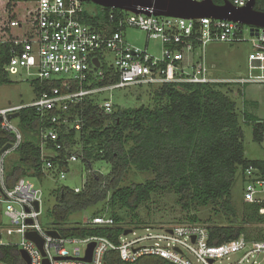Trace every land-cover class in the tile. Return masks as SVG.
Returning <instances> with one entry per match:
<instances>
[{
  "label": "built area",
  "instance_id": "2783aa9c",
  "mask_svg": "<svg viewBox=\"0 0 264 264\" xmlns=\"http://www.w3.org/2000/svg\"><path fill=\"white\" fill-rule=\"evenodd\" d=\"M221 1L216 5L223 4ZM227 1L236 8H242L250 0ZM83 4L79 0H35L33 9L26 12V21L25 18L22 21L11 19L2 29L7 37L0 41V46L8 45L9 59L3 68L7 75L25 71L27 76H34L33 80L40 83L61 81L62 87H53L49 92L41 93L27 106L0 110V128L14 138L12 143H8L10 147L0 154V219L4 217L8 221L5 235L18 239L17 242L5 240L0 231V248L16 247L18 253L25 252L30 264H43V260H47L48 264H106L105 256L111 251L118 252L121 260L127 263L151 255L171 264H264V240H248L241 235L211 246L206 225L200 223L159 228L144 226L141 228L147 232L146 236L127 241L122 234L117 244L99 236L64 237L57 227L41 226L43 193L38 187L25 178L16 180L11 187L7 186L6 159L15 154L22 142L20 130L16 124H12V120L7 119V115L23 108H33L40 119V152L44 168L49 170L52 168L49 160L52 154L43 145L52 142L55 149L60 150L62 145L58 142L57 128L69 126L77 131L81 129L82 119L79 116L71 117L69 111L83 102L85 97H95L115 89L151 88L165 84L264 85L262 28L211 17L180 19L121 10L117 15L109 12L108 24L97 28L84 22L86 11ZM13 29L20 30V33L14 34ZM127 29L142 31L147 39L158 40L161 44L159 55L150 54L146 47L129 44L124 36ZM242 41H249L252 45L247 57L248 76L231 80L210 76L211 67L205 59L206 46L210 43ZM107 54L113 55L111 62L106 60ZM94 59H97L98 67L93 64ZM106 80L111 83L104 84ZM76 84L78 90L73 88ZM98 104L105 113H111L114 106L111 101L105 100L101 103L98 101ZM255 124L260 126V144L264 151V119H257ZM66 161L76 162L78 157L70 154ZM258 161L259 164L248 165L243 170L242 200L243 203L256 205L258 215L264 216V155ZM58 175L60 179L65 177L64 172ZM79 191V188L74 189L76 193ZM81 223L88 227H111L114 221L111 217L96 216L83 219ZM259 226L264 233V222ZM129 228L130 234L135 236L136 228ZM154 229H159L160 233L154 232ZM48 231L56 232L58 237L48 235ZM28 232L42 239V252L25 237ZM142 242L149 243L140 244ZM90 244L94 245L91 257L85 261L83 259ZM235 254L240 257L233 259L231 256ZM251 259L254 260L251 262Z\"/></svg>",
  "mask_w": 264,
  "mask_h": 264
},
{
  "label": "trees",
  "instance_id": "16d2710c",
  "mask_svg": "<svg viewBox=\"0 0 264 264\" xmlns=\"http://www.w3.org/2000/svg\"><path fill=\"white\" fill-rule=\"evenodd\" d=\"M35 0H7L6 9L18 2ZM221 0H213L220 4ZM95 16L84 14V22L97 28L108 24V13L119 14L118 10L100 8ZM254 9L264 12V0H256ZM8 45L0 46V82H7L4 66L8 62ZM35 99L53 87H62L61 81L40 83L31 81ZM111 83L106 80L104 84ZM74 90L79 87L73 86ZM154 107L119 108L113 106L105 113L97 97H85L83 102L70 108L69 115L79 116L82 127L75 130L69 126L57 128L62 149L56 150L55 143L43 145L52 156V168L45 170L38 137L42 127L35 110L30 107L19 111L17 127L22 142L15 151L16 159L8 166L6 184L11 187L16 180L25 178L44 181L51 173L66 172L67 157L75 154L88 169L86 182L79 192L61 186L52 190L53 207L48 211L50 225L57 227L61 236H99L117 244L123 234L121 226L123 212L131 218L132 228L139 226L138 209L150 201L152 195L173 193L176 204L182 211L190 212L196 207H210L206 225L209 244L220 245L244 235L248 240H264V233L254 226L264 222L258 215L256 205L244 204L242 213L232 203L231 189L237 176L248 165L259 164L257 160L245 158L243 132L236 102L231 89L225 84H165L151 87ZM242 121L250 123L253 139L260 143L262 135L257 119L242 111ZM49 126V125H48ZM14 140L11 134L0 128V150ZM109 166L106 175L92 171L94 162ZM149 174L143 183H122L131 171ZM99 208V209H97ZM87 213L89 218L111 217V227L82 226L81 221L69 223L73 215ZM226 220L219 225L215 220ZM189 224L199 223L196 216H187ZM250 225V227H249ZM249 228L252 231H248ZM254 230V231H253ZM106 264H171L158 256H143L134 263L121 260L118 252L105 256ZM0 262L24 264L16 247H1Z\"/></svg>",
  "mask_w": 264,
  "mask_h": 264
},
{
  "label": "rangeland",
  "instance_id": "374dc122",
  "mask_svg": "<svg viewBox=\"0 0 264 264\" xmlns=\"http://www.w3.org/2000/svg\"><path fill=\"white\" fill-rule=\"evenodd\" d=\"M7 0H0V41L6 39V35L3 34V27L8 25L11 19L27 20L26 12L33 9L34 2H18L12 9H6ZM86 13L90 16H95L100 11L99 6L94 3L83 4ZM101 8V7H100ZM13 33H20V30L13 29ZM245 34V33H244ZM126 41L134 46L140 48H147L148 52L152 55L158 56L161 44L158 40L147 39L144 32L127 29L124 33ZM246 37V34H245ZM252 51V45L249 41H242L236 43H210L205 48V59L210 69V76L217 79H239L246 78L247 72V57ZM113 55L107 54L106 60L111 62ZM35 79L34 76H27L25 71H21L17 75H8L7 82H0V110L7 109L9 107L27 106L35 100V93L31 80ZM231 89V97L235 100L237 111L240 115V127L243 132V147L245 158L248 160H259L263 158L264 151L260 143L253 139L252 129L250 123L242 121L241 113L246 111L248 114H252L255 119H264V85L258 84H246L241 86L237 83H231L227 85ZM97 100L101 103L105 101H111L114 106L119 108H138L140 106H146L149 108L154 107L152 89L148 87H130L125 89H115L100 93L96 96ZM12 124L17 125V119L12 120ZM16 154H11L6 160L8 166L16 159ZM88 168L80 161L68 163L67 171L64 172V179H60L58 174L51 173L44 181L37 183L35 180H30L33 185L38 187L42 193V216L40 224L44 228L52 227L51 221L48 216V211L53 207L54 198L51 194L52 190H55L61 186L67 187L71 190L75 188L82 189L88 175ZM92 171L100 172L102 175H106L109 172V166L104 162H94L91 165ZM150 178L149 174L137 173L131 170L125 177L122 185H128L130 183H143L146 179ZM243 183L236 177L235 182L231 189L232 203L237 212V217L241 215L242 208L244 207L242 200ZM176 198L173 193H158L152 195L150 201L142 205L138 211L139 226H149L154 228L166 227L171 225H183L188 224L187 216H196L200 224L208 223V217L210 216V207L206 208H194L190 212H185L180 209L176 204ZM99 209V208H97ZM121 217H124L123 228L131 229L133 225L131 218L119 212ZM89 215L83 213L82 215H73L69 218V223L82 221L88 219ZM213 220L219 225H225L226 220L222 217L216 219L211 216ZM3 229L0 230L3 239H10L12 242H17L16 236L8 238L5 235V228L8 225L6 218L1 219ZM250 227V225H249ZM254 228L261 229L259 224ZM153 231V229H151ZM248 231H252L249 228ZM254 231V230H253ZM135 236L125 235L126 240L130 241L138 237H144L147 232L144 228L134 229ZM154 232L160 233L159 229H154ZM149 242H142L140 244H147ZM190 259L192 257L188 255ZM233 259H238L239 254L231 256ZM254 259H251V262ZM194 261V259H193ZM256 261V259H255ZM257 261L260 262L259 258ZM246 264V263H245ZM250 264V263H249ZM257 264V262H256ZM259 264H263L260 262Z\"/></svg>",
  "mask_w": 264,
  "mask_h": 264
},
{
  "label": "water",
  "instance_id": "95a60500",
  "mask_svg": "<svg viewBox=\"0 0 264 264\" xmlns=\"http://www.w3.org/2000/svg\"><path fill=\"white\" fill-rule=\"evenodd\" d=\"M83 3H94L101 8L116 9L134 14L152 15L156 17H172L180 19H201L211 17L217 20H225L234 23H240L245 26L264 29V12L254 9L255 0H250L245 7L236 8L227 0H223V4L216 5L212 0H204L195 2L193 0H79ZM253 29L251 28V31ZM93 64L98 67L97 59ZM19 112L7 115L8 120L17 119ZM1 121V117H0ZM10 144H6L0 150V154L7 150ZM171 232V231H169ZM131 230H125L123 235L130 234ZM48 235L57 238L58 234L54 231H48ZM25 237L38 247L42 252L43 241L34 233H26ZM194 240V239H193ZM93 244H90L86 250L83 260L89 261ZM19 255L24 264H30L28 256L23 251H19ZM43 264H48L47 260H43Z\"/></svg>",
  "mask_w": 264,
  "mask_h": 264
},
{
  "label": "crops",
  "instance_id": "0c3cea01",
  "mask_svg": "<svg viewBox=\"0 0 264 264\" xmlns=\"http://www.w3.org/2000/svg\"><path fill=\"white\" fill-rule=\"evenodd\" d=\"M246 112V111H245ZM249 115H251L252 116V114H249ZM252 118H253V116H252Z\"/></svg>",
  "mask_w": 264,
  "mask_h": 264
},
{
  "label": "flooded vegetation",
  "instance_id": "af4514ba",
  "mask_svg": "<svg viewBox=\"0 0 264 264\" xmlns=\"http://www.w3.org/2000/svg\"><path fill=\"white\" fill-rule=\"evenodd\" d=\"M256 1V0H255Z\"/></svg>",
  "mask_w": 264,
  "mask_h": 264
}]
</instances>
